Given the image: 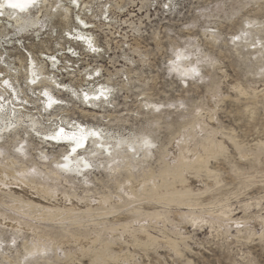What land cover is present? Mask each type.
<instances>
[{"label": "rangeland", "instance_id": "obj_1", "mask_svg": "<svg viewBox=\"0 0 264 264\" xmlns=\"http://www.w3.org/2000/svg\"><path fill=\"white\" fill-rule=\"evenodd\" d=\"M83 1L99 47L89 55L76 43L78 66L98 68L111 98L84 100L51 74L55 102L45 107L41 88L17 73L28 107L0 135V264H264V0ZM58 2L29 7L33 34L0 17V47L12 45L4 58L20 66L16 56L29 65L41 50L61 52L64 39L35 41L40 28L74 22L79 0ZM84 76L59 79L87 87ZM58 106L66 113L47 119ZM30 119L43 130L84 123L124 142L75 150L90 161L77 175L60 164L69 147Z\"/></svg>", "mask_w": 264, "mask_h": 264}, {"label": "bare ground", "instance_id": "obj_2", "mask_svg": "<svg viewBox=\"0 0 264 264\" xmlns=\"http://www.w3.org/2000/svg\"><path fill=\"white\" fill-rule=\"evenodd\" d=\"M58 1H60V0H58ZM58 1L57 0H45V2H46V5H45L46 10H48V9L51 10L52 8H54V10H55V7H54L55 5L58 8V5H57V3H59ZM35 2H36V0H34L33 4H35ZM78 5H79V7L82 6V5L85 6L86 7L85 8L86 13L87 12L89 13V11H90L89 5L87 3H85L83 0H79V4ZM79 7L77 6V7H75V9L79 10ZM75 9L73 10L74 11L73 12V16H74V19H75L74 22L70 21V24H69V23H65L64 21H62V22H60V24L64 27V29H70L69 35L72 34V29H74V31L76 32V34H74V36L77 35L78 39L84 41L83 42L84 45H82L83 47H87V48L90 47L89 49H93V48L94 49H98L99 45H97V47H96V45L93 43V37H92L93 33H90V31L88 30L89 27L92 26V25L91 24L89 25V21H84L83 20V16L80 17L79 11H76ZM51 12L52 11H50V13ZM90 14H92V13L90 12ZM0 17L7 21V23H5V24H9L10 25V29L11 28H13L14 30L21 29L22 32L31 30V32H27L28 34H33V32L36 31V27L38 26V21H37V24H36V20H35L36 17L35 18L31 17V14L29 12V7L26 10H24V11H21L20 9L10 8V7H8V0H0ZM62 19L65 20L67 18L64 19L63 16H62ZM89 19H92V16ZM79 24L81 26H77ZM78 28H80V29H78ZM84 28H85V30H84ZM41 31H42V29L40 28L39 34H41ZM39 34L35 35V37L38 36ZM85 34H87V35H85ZM1 37H2V35L0 34V39H1ZM20 42H21V44L23 42H25V44L27 46V41H25L24 38H21ZM11 46H2V47H0V60H1L0 67L3 68V73L7 72L6 74L3 75V74H1L2 70H0V75H3V76L0 77V135H3L7 131L8 127L10 125H12V124L16 125L17 124L16 126H18L20 124V121H21L20 117H21L22 111L25 109V107H28V104L25 103L26 101L24 102V97L26 99H27V97L26 96L23 97V95H22V97H20V95H21V93L23 91V89H22L23 85L19 81V78H20L19 75L20 74L18 75L17 73H21V71H23V73H22L23 76L22 77L26 80L25 83H26V87L28 89H32L35 92L38 87L41 88L39 93L44 95V97H41V98L44 99L43 105H45V107L46 106L47 107H52L51 104L53 102H55V100H54L55 98H54L53 95H51V90H50V88L53 85L52 82H55V80L60 85H63L65 83V86H67L69 84H71L73 87L76 86L78 91L81 92V93H79V95L81 97H84V100L96 99L97 96L99 95V93H101L102 95H105V93L107 92V90H106L108 88L107 86L100 87L102 84L95 83V81L97 79V77H95V75L100 71V70H97L98 68L93 69L94 72L88 71V72L85 73L86 76H84L83 78H84V80L88 81L86 83L88 85V87L85 88V87H83L84 84L82 83L84 81H81V83H78V84H74L72 81H68V82H66V81L65 82L64 81H58V79L55 76V72L51 68L50 69H51L52 73H51V71H49L48 67L46 68V71H44V68H45L44 66L41 69H38L40 61L48 62V65H50V66H52V64L54 65V63L57 60L54 62V60L51 58L50 55L49 56H45L44 55L42 57V55L39 54L38 55L39 57H38L37 61L33 57H31L29 65L26 62L27 58L24 61L25 63H22L21 60H20V57L16 56V58L19 59L20 66H18L19 65L18 63H17L18 65H16V60L15 59L9 61L7 58H4V56L7 55L8 51L10 50V49H8V47H11ZM60 49L64 50V49H66V47L65 46L64 47H60ZM25 54L29 56L28 53H25ZM33 64H34V69H32V65ZM33 70H35V71L39 70L41 72V76L38 75V74L34 75L35 73L33 72ZM80 70H82V69H80ZM51 74L53 75V78L55 80L52 79V75ZM89 74H90V76L87 77ZM93 76L95 78H93ZM109 80H110V78L106 79L107 82H109ZM2 82H4V85L2 84ZM98 85H99L100 88L95 90L94 87H96ZM90 90H95V91H90ZM43 91H44V93H42ZM67 93L71 94V95H74V96H77L76 95L77 93H75L74 90L73 91L68 90ZM109 93L110 92H107L108 95L106 96L107 97L106 99L111 98V95H109ZM12 95H14V98L12 97ZM85 97L87 99H85ZM62 104H64V102H62ZM58 107H59L57 109L58 113H56V112L55 113H51L50 117H48L47 119H49V120L50 119H54L55 120L57 116H60L61 114H64L65 109H63V106L62 107L58 106ZM65 113H66V111H65ZM24 116H26V115H24ZM29 117H31V115ZM23 118H25V117H23ZM60 120H62V118H59V121ZM26 121H28V119ZM59 121L54 122V125L58 124ZM32 122H33L32 125H34V127L36 126V128L34 129L35 131H38V132L44 134V137L49 136L51 139H54L55 141H57L58 144L67 145L69 147L68 151H70L71 154L67 155L64 160L60 161V164H62V166H61L62 169L66 170L67 172L71 171V172H73L74 174H77V175H79V174L84 175L85 174L87 166L90 165V161L88 160V158L83 156L84 153L82 154V153L78 152L79 150L78 151H73V149L77 150L79 148H82V147H78V145H83V147H84L85 144L88 145V143L91 141L93 144H98L97 146L99 147V149L101 148V150L107 152L108 150H110L112 148V147L109 146V144H111V142L113 140H115V141L117 140L115 136H112V134L108 135L110 132L108 133L104 129H99V127H95V126H88L87 124H84V123L72 122V124H71L70 122H66L65 124L61 123V125L58 124V127L53 125L51 127V129L47 128L48 130H43L46 127V125L44 124L45 122H40V121H32ZM42 124L44 126H41ZM67 125H69L68 126L69 128L67 127ZM14 130H16V129H14ZM12 131H13V129H12ZM130 138H132V137L129 136L127 138L128 140L125 142V144L126 145L128 143L130 145L133 144V146H136V151L137 152L139 150H141L142 147H141V144L139 143L140 141H137L135 138H133V140H131ZM141 140H142L141 142H143L144 140H146V137H143ZM46 141H49V140L47 139ZM123 142H124V139L120 138V139H118L116 141V143L113 146L118 145L121 148V144ZM148 142L150 144L151 141H148ZM145 147H146V145H145ZM147 148L142 151L143 155H145L150 150V149L148 150ZM208 148L211 149V150L212 149L216 150L217 143L216 144L212 143L210 145V147H208ZM96 149H97V147H96ZM211 150H207V152H210ZM217 150H219V149H217ZM198 156L199 155H197L196 157L198 158Z\"/></svg>", "mask_w": 264, "mask_h": 264}, {"label": "built area", "instance_id": "obj_3", "mask_svg": "<svg viewBox=\"0 0 264 264\" xmlns=\"http://www.w3.org/2000/svg\"><path fill=\"white\" fill-rule=\"evenodd\" d=\"M79 7V5H78ZM85 6H80L79 10L76 9L77 11H79L80 17L83 16V20L84 21H89V25L91 24L92 26L89 27V31L90 33H92V29H93V24H92V19L91 18L92 14L85 11ZM77 26H81L80 24ZM80 29V28H78ZM85 30V28H84ZM83 30V31H84ZM43 33V34H42ZM70 33V29H64V30H58L57 27H51L50 29L48 28V30L46 31H41V34H39L38 36H36V43H41L44 41H55L58 39H64L67 41L65 47L66 49L61 50V52H57L56 50H41L40 51V55H42V57L45 56H51V58L54 60V65L52 64V66H50V68L55 72V76L58 79V81H64L59 79L60 76H65V77H71V76H84V74L88 71L90 72H94V70L92 68H90L89 66H87L85 69L83 68L82 70H80L79 66H78V62H80L81 57L84 55L82 50L80 49V45L81 47H83L82 45H84V41L80 40L77 38V35L74 36V34H76V32L74 31V29H72V34L69 35ZM87 35V34H85ZM93 36V43L96 45L97 47V42H96V38L94 33L92 34ZM75 38V39H74ZM76 43L79 44L76 45ZM86 44V43H85ZM88 45V44H87ZM89 46V45H88ZM86 51H88L89 55H93V54H97V49H89L90 47H85ZM101 52V51H99ZM63 56V57H62ZM88 56V54L86 55ZM78 66V67H77ZM99 73V72H98ZM98 73L95 75V77H99ZM93 76V78H95ZM69 79V78H68ZM98 80V79H96ZM65 82V81H64ZM99 82V81H97ZM95 82V83H97ZM87 85V84H85ZM84 87V85H83ZM88 87V85H87ZM86 88V87H85Z\"/></svg>", "mask_w": 264, "mask_h": 264}, {"label": "snow or ice", "instance_id": "obj_4", "mask_svg": "<svg viewBox=\"0 0 264 264\" xmlns=\"http://www.w3.org/2000/svg\"><path fill=\"white\" fill-rule=\"evenodd\" d=\"M33 3L34 0H8V7L24 11ZM78 147H83V145H78ZM73 151H75V149H73Z\"/></svg>", "mask_w": 264, "mask_h": 264}]
</instances>
